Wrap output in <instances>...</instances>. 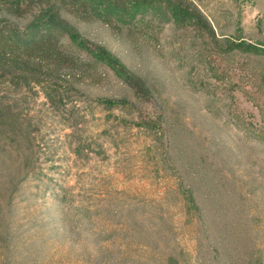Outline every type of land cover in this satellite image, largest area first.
<instances>
[{"label": "rangeland", "instance_id": "1", "mask_svg": "<svg viewBox=\"0 0 264 264\" xmlns=\"http://www.w3.org/2000/svg\"><path fill=\"white\" fill-rule=\"evenodd\" d=\"M183 1L200 23L162 2L0 0L18 29L48 4L76 27L62 73L0 77L35 139L0 264H264V0Z\"/></svg>", "mask_w": 264, "mask_h": 264}, {"label": "trees", "instance_id": "2", "mask_svg": "<svg viewBox=\"0 0 264 264\" xmlns=\"http://www.w3.org/2000/svg\"><path fill=\"white\" fill-rule=\"evenodd\" d=\"M91 1L103 8L109 16L123 10L126 13L144 10L162 2L169 5L175 20L181 23L194 25L200 23L202 17L200 13L190 9L183 0H83L88 7L89 3L92 4ZM17 26L19 25L13 27L7 22H0V77L3 76L4 69L10 70L13 75L11 81L15 84L16 71L34 73L37 69L36 64H41L45 60L53 62L56 68L54 70L62 73V69H65L67 64H59L60 38L66 32L67 26L76 27L62 15L60 6L56 4L43 6L29 26L24 29H18ZM122 70L129 73L125 67ZM135 83L141 93L147 94L149 89L146 85L138 81ZM99 101L109 105L115 103V100L109 98ZM4 103L0 100V235L2 239L7 237L9 231L8 221L13 213L14 196L20 190L22 181L35 169L30 168L34 167L31 166L34 162L32 155L35 147L34 136L27 138L21 132L22 121L26 118L18 109H10L11 107ZM29 120H27L28 126L31 125ZM8 132H13L15 136L5 139L4 135ZM16 141L27 142L26 146L31 152L23 156L19 155V143Z\"/></svg>", "mask_w": 264, "mask_h": 264}]
</instances>
